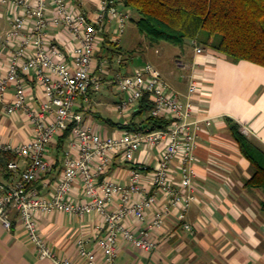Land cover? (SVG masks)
<instances>
[{
    "label": "built area",
    "instance_id": "built-area-1",
    "mask_svg": "<svg viewBox=\"0 0 264 264\" xmlns=\"http://www.w3.org/2000/svg\"><path fill=\"white\" fill-rule=\"evenodd\" d=\"M3 3L11 10L12 17L10 29L4 33V63L0 57V114L5 117L20 114L31 126L32 136L18 145L0 143L1 152L26 161L24 170L14 160L7 163L18 179L0 185V221L10 229L9 214L17 213L18 222L39 258L55 264H70V261L57 257L41 237L40 214L97 213L103 217L107 232L104 237H97L99 255L95 250H87L82 239L76 241L77 254L85 264H117L116 245L120 238L134 248L151 250L155 246L152 234L160 230L167 215L176 209L182 221L196 201L191 191L195 172L188 166L196 160V145L190 123L186 122L192 105H185L149 63L121 75L112 71L108 59L97 61L103 38L108 35L109 40L120 42L129 20L130 12L113 0H3ZM54 30L61 31L63 38L53 35ZM193 44L196 53H201L202 48ZM110 74L113 78L109 83L122 95L114 105L119 117H128L139 99L150 94L154 105L151 115L168 117L170 125L147 133L123 130L118 136H107L93 129L85 121L84 111L92 102V95L100 91L104 77ZM199 91L200 82L192 78L189 92ZM69 127V150L61 177L53 183L51 191L40 195L35 183L51 170L49 148ZM154 148L159 149V154L153 166L137 163V151ZM117 157L136 167L130 170L125 185L106 178ZM175 162L179 163L183 191L172 187L171 164ZM77 183L89 201L74 202ZM149 190L163 194L166 202L157 207L156 195L149 194ZM117 196L119 207L108 212ZM134 196L140 199L134 201ZM147 211L151 218L137 235L125 228L123 223L130 215L143 221ZM183 228L192 231L188 224L184 223Z\"/></svg>",
    "mask_w": 264,
    "mask_h": 264
},
{
    "label": "crops",
    "instance_id": "crops-1",
    "mask_svg": "<svg viewBox=\"0 0 264 264\" xmlns=\"http://www.w3.org/2000/svg\"><path fill=\"white\" fill-rule=\"evenodd\" d=\"M84 10L91 14L86 7ZM11 17V10L0 0L2 63L6 58L4 33L10 29ZM52 34L63 38L59 30H54ZM200 48L202 52L199 54L191 42L180 48L175 61L177 70L168 67L164 60L158 62L156 67L151 64L167 85L179 94L182 102L192 105L186 122L190 123L196 145V160L188 165L195 172L191 177V191L196 201L182 221H179L176 209L167 215L160 230L152 234L155 246L151 250L134 248L120 238L116 245L117 264H264V191L246 186L252 171L228 130V120H232L248 138L264 149V68L247 61L231 63L212 49ZM134 68L125 65L126 71L122 75L130 74ZM118 70H121L120 67ZM112 71L118 73L114 68ZM111 75L104 77L106 79L102 85L108 89L112 87V83H109L113 78ZM192 78L200 82L198 93L189 92ZM34 93L37 90L34 89ZM29 95L32 96L33 92ZM103 99L100 91L92 95L88 107L91 113H84V119L93 129L107 136H118L123 130L106 123L105 119L125 123V118L119 117L114 110L116 102L112 105ZM31 136V126L20 114L13 117L0 114V143L18 145L31 139ZM56 144L49 148L50 172L43 174L35 183L40 195L53 189V183L61 177L64 168L69 150L68 140L63 148H58ZM158 154L159 149L156 148L141 149L136 152L135 160L153 166ZM11 160L19 164L20 170L26 167L25 160L0 151V185L11 184L18 179L17 173L7 168ZM178 164H171L174 178L172 187L183 191ZM134 166L117 157L106 178L125 185L129 181L130 170L136 168ZM148 192L156 195L157 207L166 202V197L160 192ZM139 199V196L133 197L134 201ZM73 200L77 203L89 201L79 183L75 184ZM119 205L117 196L111 201L108 212H114ZM9 218L10 229H6L0 221V264H55L39 258L35 246L18 222L17 213H10ZM150 218V211H147L143 221L130 215L123 224L137 235L147 226ZM184 223L192 227L191 232L183 228ZM38 228L56 256L69 260L70 264H85L76 250L79 238L84 241L87 250L97 251V237H104L107 232L106 222L97 213L40 214Z\"/></svg>",
    "mask_w": 264,
    "mask_h": 264
},
{
    "label": "trees",
    "instance_id": "trees-1",
    "mask_svg": "<svg viewBox=\"0 0 264 264\" xmlns=\"http://www.w3.org/2000/svg\"><path fill=\"white\" fill-rule=\"evenodd\" d=\"M113 1L130 12L127 23L134 24L138 33L151 45L165 42L182 48L191 42L193 47L195 43L224 55L231 63L247 61L264 68V0ZM202 32H205V38L199 41ZM118 44V41L109 40L106 35L102 50L97 53V61L106 58L112 65L118 56L119 66H122L124 61ZM153 107L152 95L144 94L135 110L125 118V123H113L110 119L105 121L113 127L132 132L166 129L171 120L164 115L152 116ZM84 113L90 114V108L87 107ZM228 130L252 171L246 186L264 191V149L248 138L232 120H228ZM70 136L69 127L58 137V148H63Z\"/></svg>",
    "mask_w": 264,
    "mask_h": 264
},
{
    "label": "rangeland",
    "instance_id": "rangeland-1",
    "mask_svg": "<svg viewBox=\"0 0 264 264\" xmlns=\"http://www.w3.org/2000/svg\"><path fill=\"white\" fill-rule=\"evenodd\" d=\"M204 38L205 32H202L200 34L199 41ZM118 47L121 49V57L124 61V65L119 66V63L117 62L118 56L114 58L115 63L111 65L109 62V65H111V68H114L121 75L126 71L125 65H127L128 68H134L142 64L149 63L156 67L157 63L162 60H164V63H166L168 67H172L174 70H177V66H175V61L177 59L176 55L179 53L181 47L165 42L151 45L144 36L138 33L135 25L132 23H126L125 31L121 37ZM119 67L121 70H118ZM104 86L101 87L100 92L105 103L113 105V103H117L120 98H122V95L118 93L115 85L112 84L111 89ZM105 115H107V113H105Z\"/></svg>",
    "mask_w": 264,
    "mask_h": 264
}]
</instances>
